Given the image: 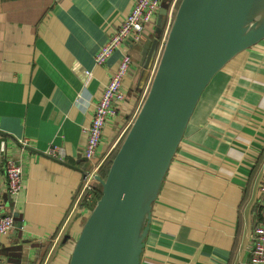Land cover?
Listing matches in <instances>:
<instances>
[{
	"label": "crops",
	"instance_id": "1",
	"mask_svg": "<svg viewBox=\"0 0 264 264\" xmlns=\"http://www.w3.org/2000/svg\"><path fill=\"white\" fill-rule=\"evenodd\" d=\"M133 4L0 0V141L22 164L24 184L10 197L0 162L2 214L15 217L0 233V264H69L86 217L79 200L85 168L113 150L153 68L144 81L141 61L155 21L125 44L132 57L126 99L104 127L96 157L86 159L85 129L122 52L105 64L94 56ZM78 96L89 102L86 111ZM60 147L63 155L46 153ZM263 175L264 39L238 53L204 90L154 203L140 264H245L254 228L263 223Z\"/></svg>",
	"mask_w": 264,
	"mask_h": 264
},
{
	"label": "water",
	"instance_id": "2",
	"mask_svg": "<svg viewBox=\"0 0 264 264\" xmlns=\"http://www.w3.org/2000/svg\"><path fill=\"white\" fill-rule=\"evenodd\" d=\"M165 1L145 45L144 81L166 23L171 0ZM262 39L264 0L180 1L148 94L106 177L97 175L102 193L69 264H140L154 203L204 90L231 59Z\"/></svg>",
	"mask_w": 264,
	"mask_h": 264
},
{
	"label": "built area",
	"instance_id": "3",
	"mask_svg": "<svg viewBox=\"0 0 264 264\" xmlns=\"http://www.w3.org/2000/svg\"><path fill=\"white\" fill-rule=\"evenodd\" d=\"M178 1L179 0H172L170 2L166 23L158 41V47L152 65V72H150V77L141 99V105L148 94L162 52L167 43ZM160 7L161 0H134V4L128 14L120 22V24L114 28L112 33L107 37L106 42L100 47L94 56L96 64H105L116 50H121L122 52L118 66L111 72L102 95L94 107L91 124L85 129L87 139L83 149V156L90 161L94 160L97 155L103 136V130L109 118L118 114L120 110L119 102L126 99L123 81L128 75L132 65V57L126 51L125 44L130 39L138 41L141 38L146 25L151 21L156 22V17ZM87 73H89L88 70ZM76 104L84 111H86L89 106V102L84 100L81 96L76 98ZM135 117L126 124L121 134L115 139L112 144V149L116 148L121 139L125 136ZM19 142L22 146L29 145L28 138H20ZM46 153L51 156L58 157V154H64V149L62 147L50 148L46 151ZM0 162L4 166L8 179L7 193L10 197H16L24 185L23 167L18 160L8 153V145L5 138L0 141ZM102 162H104V159L101 162L92 161L90 165L85 168L83 173L82 190L79 200L82 208L85 210L86 217L89 213H91L102 193V191H98V188H101V184L97 179V175L100 174L99 170ZM258 188L261 193L260 212L263 223L255 226L254 228L251 254L249 260L245 264H264V175L260 180ZM3 207L4 203L0 200V233L8 232L15 225L14 215L12 213L2 214Z\"/></svg>",
	"mask_w": 264,
	"mask_h": 264
},
{
	"label": "trees",
	"instance_id": "4",
	"mask_svg": "<svg viewBox=\"0 0 264 264\" xmlns=\"http://www.w3.org/2000/svg\"><path fill=\"white\" fill-rule=\"evenodd\" d=\"M171 1H172V0H171ZM171 1H170V2H171ZM180 1H181V0H179L178 3H177L176 10H177V8H178V6H179ZM123 139H124V137L121 139V141L119 142V144L117 145V147L114 148V149L110 152V154L107 156L106 160H105L104 163L102 164V166H101V168H100V170H99V173H100V175H101L102 177H106V175H107V173H108V170H109V167H110V165H111V162H112V160H113V158H114V156H115V154H116V152H117L119 146L121 145V142L123 141ZM98 191H99V192L102 191V187H101L100 189L98 188Z\"/></svg>",
	"mask_w": 264,
	"mask_h": 264
},
{
	"label": "rangeland",
	"instance_id": "5",
	"mask_svg": "<svg viewBox=\"0 0 264 264\" xmlns=\"http://www.w3.org/2000/svg\"><path fill=\"white\" fill-rule=\"evenodd\" d=\"M164 2H166V1L164 0Z\"/></svg>",
	"mask_w": 264,
	"mask_h": 264
},
{
	"label": "bare ground",
	"instance_id": "6",
	"mask_svg": "<svg viewBox=\"0 0 264 264\" xmlns=\"http://www.w3.org/2000/svg\"><path fill=\"white\" fill-rule=\"evenodd\" d=\"M205 120V119H204Z\"/></svg>",
	"mask_w": 264,
	"mask_h": 264
}]
</instances>
